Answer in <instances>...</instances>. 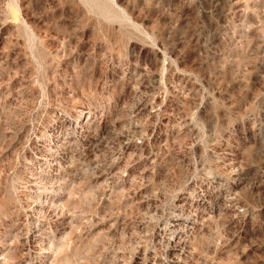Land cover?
I'll return each mask as SVG.
<instances>
[{"label":"rangeland","instance_id":"obj_1","mask_svg":"<svg viewBox=\"0 0 264 264\" xmlns=\"http://www.w3.org/2000/svg\"><path fill=\"white\" fill-rule=\"evenodd\" d=\"M0 264H264V0H0Z\"/></svg>","mask_w":264,"mask_h":264}]
</instances>
